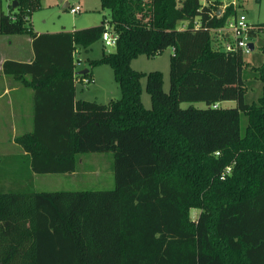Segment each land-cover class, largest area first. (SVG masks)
Listing matches in <instances>:
<instances>
[{"label": "trees", "instance_id": "obj_1", "mask_svg": "<svg viewBox=\"0 0 264 264\" xmlns=\"http://www.w3.org/2000/svg\"><path fill=\"white\" fill-rule=\"evenodd\" d=\"M100 1L110 19L75 30L36 32L41 0L11 2L0 14V33L29 34L35 50L31 62L3 64L33 88L34 114L33 129L16 137L31 179L25 189L0 191V264H264V59L251 63L212 34L239 15L237 6L218 13L220 0ZM106 29L118 33L115 50L80 72L76 53ZM168 47L166 91L162 71L131 61ZM99 64L112 66L121 96L78 99L76 81H93ZM252 75L263 90L249 100ZM225 100L237 105L220 106ZM91 152L113 153L114 187L32 188L34 172H78Z\"/></svg>", "mask_w": 264, "mask_h": 264}, {"label": "rangeland", "instance_id": "obj_2", "mask_svg": "<svg viewBox=\"0 0 264 264\" xmlns=\"http://www.w3.org/2000/svg\"><path fill=\"white\" fill-rule=\"evenodd\" d=\"M66 1L71 4H81L82 10L73 13L65 6ZM230 3L233 0H220ZM238 5L239 15L243 14L247 20L256 24L264 23V0H235ZM12 0H0V14L2 11H9V4ZM220 3V8L224 3ZM109 20L108 9L101 8L100 0H41V7L32 14V23L35 29L44 31H57L62 29H81L98 25L103 19ZM46 20V22L44 21ZM108 22V21H107ZM106 22V24H108ZM215 42L221 43L220 35L212 31ZM224 42V41H223ZM222 42V43H223ZM255 48L252 52L245 54L244 58L254 64L259 65L264 59L261 45L264 44V29L251 39ZM221 45V44H220ZM115 46H105L102 40L93 43L88 49H82L79 58L81 64L77 65L78 70L89 68L91 59L99 58L103 51H114ZM173 47L166 48L163 52L152 56L140 54L131 61V66L140 71L149 72L160 70L163 73L164 89L170 88V67ZM95 82L84 83L76 81V96L78 99L96 100L100 103H108L112 99L121 96V90L115 79L114 71L109 64H99L93 66ZM142 99L146 107H151V95L146 89V77L142 78ZM248 99H257L263 90L262 81L252 75L247 80ZM193 105L198 108L206 107L204 101H184L182 107ZM235 100H225L220 103L222 107L236 106ZM245 122V117H244ZM3 136V135H2ZM0 135V143L4 137ZM2 137V138H1ZM10 143V141H9ZM83 164L78 172L67 173H37L34 176L32 188L37 190H78V189H110L114 187L113 153L112 152H91L82 154ZM4 157V156H3ZM27 157V158H26ZM31 166L27 155L24 157L2 158L0 161V191L13 189H25L31 179ZM199 213L198 208H192L191 214L196 218Z\"/></svg>", "mask_w": 264, "mask_h": 264}, {"label": "crops", "instance_id": "obj_3", "mask_svg": "<svg viewBox=\"0 0 264 264\" xmlns=\"http://www.w3.org/2000/svg\"><path fill=\"white\" fill-rule=\"evenodd\" d=\"M220 2H223L224 6L228 4L224 1ZM70 5L72 4L69 1H66L65 6L69 7ZM237 5L238 3L236 4V6ZM237 13L239 14L238 9ZM44 21L46 22V20ZM250 23L259 27V24L253 22ZM35 31L38 33H42L58 32L61 30L44 31L40 29H35ZM217 33L218 35L222 34L219 31ZM219 38L221 42L224 41L221 35ZM80 54L81 51L77 52L76 57L79 58ZM34 57L35 50L33 46V38L31 35L0 33V135H3L2 137L4 138L2 140L5 141V143L3 141H1L0 143V161L2 158H15L18 156L24 157L27 154L24 148L16 141V137L33 129L34 114L33 88L22 84L20 81L16 80L12 75L5 73L3 70V64L8 59L22 62H31ZM80 64L81 63L77 65ZM93 76L95 82L96 79L94 72ZM36 174L37 173L35 172L33 173L34 176Z\"/></svg>", "mask_w": 264, "mask_h": 264}, {"label": "built area", "instance_id": "obj_4", "mask_svg": "<svg viewBox=\"0 0 264 264\" xmlns=\"http://www.w3.org/2000/svg\"><path fill=\"white\" fill-rule=\"evenodd\" d=\"M206 1L207 0H202V2H206ZM230 3L234 5L237 4L235 0H233ZM225 6L222 8V11L225 8ZM69 7H70V11L73 13H76L82 9L80 4H76L74 6H69ZM218 13L220 12L218 11ZM196 26L199 27L198 22H196ZM252 29H258V27L250 23L249 20H247L246 16L243 14L228 19V25L225 28L218 29V31L222 33L221 36L224 39L223 42L224 49L227 51L241 50L244 54H248L252 52L254 49H251V47L249 46V43L251 42L250 31ZM102 40L105 46L116 47L118 42V33L113 32L110 29H106L103 32ZM79 63L81 62L79 61L78 64ZM78 81L84 83H90L88 78H83L82 80L78 79Z\"/></svg>", "mask_w": 264, "mask_h": 264}, {"label": "water", "instance_id": "obj_5", "mask_svg": "<svg viewBox=\"0 0 264 264\" xmlns=\"http://www.w3.org/2000/svg\"><path fill=\"white\" fill-rule=\"evenodd\" d=\"M17 0H13V2H12V5H13V7H16L17 6ZM222 11V8H220L219 9V12H221ZM249 46L251 47V49H254V43L253 42H250L249 43ZM88 71V69L87 68H85V69H83V70H81L80 72H87Z\"/></svg>", "mask_w": 264, "mask_h": 264}]
</instances>
